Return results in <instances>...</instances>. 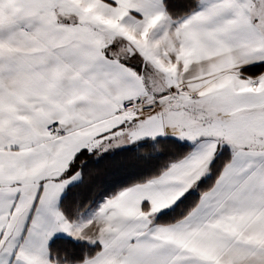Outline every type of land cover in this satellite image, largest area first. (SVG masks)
<instances>
[{
	"label": "snow or ice",
	"instance_id": "1",
	"mask_svg": "<svg viewBox=\"0 0 264 264\" xmlns=\"http://www.w3.org/2000/svg\"><path fill=\"white\" fill-rule=\"evenodd\" d=\"M0 264H264V0H0Z\"/></svg>",
	"mask_w": 264,
	"mask_h": 264
}]
</instances>
